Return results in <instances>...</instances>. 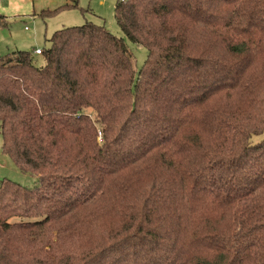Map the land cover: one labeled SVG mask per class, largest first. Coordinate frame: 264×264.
Segmentation results:
<instances>
[{
    "label": "trees",
    "instance_id": "trees-1",
    "mask_svg": "<svg viewBox=\"0 0 264 264\" xmlns=\"http://www.w3.org/2000/svg\"><path fill=\"white\" fill-rule=\"evenodd\" d=\"M115 14L0 58V264H264V0Z\"/></svg>",
    "mask_w": 264,
    "mask_h": 264
},
{
    "label": "rangeland",
    "instance_id": "rangeland-1",
    "mask_svg": "<svg viewBox=\"0 0 264 264\" xmlns=\"http://www.w3.org/2000/svg\"><path fill=\"white\" fill-rule=\"evenodd\" d=\"M17 2L20 3V7L16 6ZM75 3L78 7H72ZM117 4L118 0H107L106 2L101 0H0V15L7 17L6 25L0 23V34H7L10 36V43L13 41L15 44L5 54L18 50L32 51V47H28L31 40L34 44L32 46L47 50L51 45L49 40L55 32L92 23L105 26L118 38L125 39L134 58V67L139 70L148 58V51L142 46L131 43L125 37L116 21ZM66 5L70 7L66 8ZM54 10L58 12L50 17L41 16L43 11ZM33 56L38 67L45 65L43 56H37L34 53ZM263 139L264 133L260 136H253L251 142L258 143ZM2 145L3 137L0 134V180L8 179L27 188L36 186L37 177L22 173L3 153Z\"/></svg>",
    "mask_w": 264,
    "mask_h": 264
},
{
    "label": "crops",
    "instance_id": "crops-1",
    "mask_svg": "<svg viewBox=\"0 0 264 264\" xmlns=\"http://www.w3.org/2000/svg\"><path fill=\"white\" fill-rule=\"evenodd\" d=\"M11 1H13V0H11ZM19 2H17L16 3V6H19ZM20 7V6H19ZM5 9V8H4ZM1 24H4V25H6L7 24V22H5V23H1ZM1 32V31H0ZM10 36H8L7 34H4V33H2V34H0V55H6L5 53L7 52V51H10V47H12L13 45H15L14 44V42L13 41H11V43H10V38H9ZM35 40H37V37H35ZM12 44V45H11ZM32 45H34L33 44V40H31V42H30V44H29V46L28 47H32L31 49H32V51H33V53L35 52V50H37V49H41V48H38L37 46L36 47H34V46H32ZM9 53V52H8ZM7 53V54H8ZM38 56V55H37ZM2 57V56H1ZM0 57V58H1Z\"/></svg>",
    "mask_w": 264,
    "mask_h": 264
},
{
    "label": "built area",
    "instance_id": "built-area-1",
    "mask_svg": "<svg viewBox=\"0 0 264 264\" xmlns=\"http://www.w3.org/2000/svg\"><path fill=\"white\" fill-rule=\"evenodd\" d=\"M102 2H106L107 0H101ZM128 0H118L119 3H126ZM35 55L42 56L43 50L42 49H37L34 52Z\"/></svg>",
    "mask_w": 264,
    "mask_h": 264
}]
</instances>
